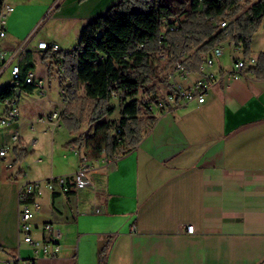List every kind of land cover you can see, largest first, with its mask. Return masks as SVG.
<instances>
[{
  "label": "crops",
  "instance_id": "obj_1",
  "mask_svg": "<svg viewBox=\"0 0 264 264\" xmlns=\"http://www.w3.org/2000/svg\"><path fill=\"white\" fill-rule=\"evenodd\" d=\"M119 1L11 0L14 10L5 19L1 47L11 52L23 45L16 63L22 70L30 56V71L44 86L21 92L16 98L20 116L0 126V147L17 133L15 147L27 153L18 164H12L13 152L0 161V264L29 259L35 264H264V79L253 73L259 54H264V18L251 40L255 65L238 79L227 76L231 62L226 51L211 68L216 83L202 104L174 103L154 113V125L129 154L88 160L83 182L76 187L68 183L73 192L44 190L36 199L40 209L31 221L32 237L46 241L50 233L43 227L50 224L59 235L57 256L35 254L18 235L21 187L73 175L79 167L84 150L78 153L68 143L82 135L81 129L69 133L63 125L71 114L70 101L58 126L52 128L47 118L62 106L61 86L72 88L65 70L70 66L66 60L74 55L67 52L76 47L80 30ZM39 27L44 28L40 36ZM39 42L57 44L60 51L39 50ZM188 57L185 53L182 61ZM199 74V69L192 71L190 81ZM51 83L59 98L48 110ZM157 86L160 94L168 92L167 82ZM21 95L35 110L26 122ZM43 96L46 100L38 103L36 98ZM41 116L45 121H38ZM54 134H67V140L46 145L48 135L52 139ZM58 146L64 159L71 158L69 168L60 172L54 156Z\"/></svg>",
  "mask_w": 264,
  "mask_h": 264
},
{
  "label": "trees",
  "instance_id": "obj_2",
  "mask_svg": "<svg viewBox=\"0 0 264 264\" xmlns=\"http://www.w3.org/2000/svg\"><path fill=\"white\" fill-rule=\"evenodd\" d=\"M263 18L264 0H190L188 5L184 1L120 0L103 15L89 20L80 30L72 50L74 56L66 60L70 66L65 70L71 87L76 91L83 87L84 96L71 98V114L63 125L69 133H78L84 122L94 128L89 135L79 134L68 146L78 153L84 150L88 160L129 154L156 121L148 105L162 97L157 85L166 82L164 71L172 66V62L157 59L160 43L170 44L174 55L189 54L182 64L187 71L196 72L201 59L219 40L231 39L240 44L242 57L248 59L252 36ZM222 20L228 22L227 36L217 26ZM162 25L167 28L163 33ZM171 27L178 30L170 32ZM24 61L19 85L1 88L0 102L34 90L35 86L24 80L32 72L31 57L27 55ZM253 73L264 79L263 53ZM141 92L143 98H139ZM113 99L120 107L117 124L104 120L115 110ZM12 152V164L27 156L16 147ZM71 192L73 188L68 191Z\"/></svg>",
  "mask_w": 264,
  "mask_h": 264
},
{
  "label": "built area",
  "instance_id": "obj_3",
  "mask_svg": "<svg viewBox=\"0 0 264 264\" xmlns=\"http://www.w3.org/2000/svg\"><path fill=\"white\" fill-rule=\"evenodd\" d=\"M14 8L11 4V0H0V42L6 37L5 31V19L13 12ZM218 29L224 34L228 35L226 29L228 22L226 20L219 21ZM177 27L169 28L170 32H176ZM39 50L49 52L51 54L60 51L57 44H48L46 42H39L37 45ZM73 50V49H72ZM72 50L67 52L73 55ZM225 50L229 51L231 67L227 73L232 79H238L244 70L250 66L255 65V59L249 57L244 59L242 57L241 45L237 44L231 39L219 40L217 44L212 48L208 55H205L201 59L199 66V77L190 81L191 72L187 71L183 64L182 59L185 55L184 52H180L178 55H174L173 50L166 43H160L157 50V59L162 63L172 62V66L167 72L164 73L166 82L169 85L168 92L162 94V97L149 103L148 110L151 113H161L166 111L171 104L186 105L195 101L197 104H202L205 101V97L211 87L216 83L214 73L211 71L213 65L224 55ZM24 46L20 45L15 50L8 52L1 47L0 44V79L5 72H9V82L12 87H17L22 79V71L20 66L16 63L20 54L23 53ZM57 71H63L62 63L58 62ZM26 84H33L34 86L43 89L44 83L42 79L35 78L33 72H28L24 78ZM189 82L188 85H183L180 81ZM43 93V92H42ZM74 89L63 85L59 90V97L62 101V106L59 109L54 110L47 118L48 123L52 128L59 125L60 120L66 117V111L64 105H66L74 96ZM3 104L6 106V110L3 116L0 118V126H5L10 122L18 119L20 112L16 106V99H6ZM39 122L45 121V117L41 116L38 119ZM119 134L120 130H116ZM19 137L17 133L12 134L10 142L0 147V161L5 162L7 156L12 153L13 148L18 144ZM75 149V148H74ZM76 152L77 149H75ZM80 164L77 171L70 176L59 177L50 181H36L25 184L18 191V210H17V229L18 235L24 244L28 245L35 254L42 257H55L60 252V246L57 242L58 232L55 231L50 224H45L43 229L50 233V237L46 241H37L32 237V224L35 214L40 209V204L36 200L41 197L44 190L50 192L68 193L70 190L68 183L71 182L74 187L80 185L85 179V175L88 171L87 161L84 153L79 154ZM8 168L11 165H7ZM187 233H193V227H187ZM25 264H35L34 259H29Z\"/></svg>",
  "mask_w": 264,
  "mask_h": 264
},
{
  "label": "rangeland",
  "instance_id": "obj_4",
  "mask_svg": "<svg viewBox=\"0 0 264 264\" xmlns=\"http://www.w3.org/2000/svg\"><path fill=\"white\" fill-rule=\"evenodd\" d=\"M159 1L160 2H163V3H168L170 1H184L186 3V5H188L189 2H190V0H159ZM245 8H246V6H245ZM166 29H167L166 26H164V25L161 26L162 33L165 32ZM43 31H44V28L43 27H41V28L39 27L38 30H37V34H39V36H40V35H42V32ZM226 51L227 50H225V53H226ZM35 61H36V64L38 65V67H39V61L38 60H35ZM167 69L168 68H166V70ZM9 80H10V78H9V72H8V73H6L0 79V89L3 88L6 84H8ZM50 89L51 90H49L48 91V94H47V96L50 99V103L47 105L48 110H51L52 109V107L54 106L53 105V102H55L56 101V98L58 97V94L56 92V88H55L54 85H52V83L50 84ZM78 95L81 96V97L84 96L83 87H81L79 89ZM143 97H144L143 92H141L139 94V98H143ZM45 98H46V96H43V97H41L39 99L36 98V99H37V102L38 103H42L43 104V102L46 100ZM26 101L27 100H26L25 96L24 95H21V97L19 98V106H20V110H21V118L23 120H25V122L28 121V120H30L31 116L35 112V110L29 109V106L30 105L32 106L33 104H27L28 102L30 103V101H28L27 103H26ZM111 105L114 106L115 110H114V112H113L112 115H110L109 117H106L104 120L110 119V120L114 121L117 124V121L119 119L120 107H119V104L117 103V101H115L114 99L111 101ZM3 107H5V105H3L2 103H0V110L3 109ZM141 116L142 117H145L144 114H142ZM34 123H36V122H34ZM91 128H92V126H88L87 123L84 122L82 124L81 128H80L81 129V132H82V135L83 136L87 135L91 131ZM56 134H54V138H52V139H51L50 135H48V140L45 141L46 145L50 146V143H52L53 140H54V143H58V144L64 142L63 140H67V136L66 135L68 133L67 134H61V135L59 134L57 137H55ZM1 138H2V136H1V133H0V143H1ZM62 153L60 151L59 146L56 147V148H54L55 160L58 159L57 160L58 163L56 161V163H57V165H56V169L57 170L56 171L57 172H60V171H63L65 169L69 168V161H70L71 158L64 159L63 156H62ZM48 165H49V163H48Z\"/></svg>",
  "mask_w": 264,
  "mask_h": 264
}]
</instances>
